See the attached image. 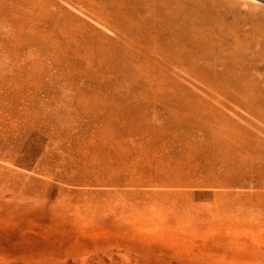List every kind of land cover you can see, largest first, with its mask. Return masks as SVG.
Listing matches in <instances>:
<instances>
[{"label": "rangeland", "instance_id": "rangeland-1", "mask_svg": "<svg viewBox=\"0 0 264 264\" xmlns=\"http://www.w3.org/2000/svg\"><path fill=\"white\" fill-rule=\"evenodd\" d=\"M0 264H264V0H0Z\"/></svg>", "mask_w": 264, "mask_h": 264}, {"label": "bare ground", "instance_id": "bare-ground-1", "mask_svg": "<svg viewBox=\"0 0 264 264\" xmlns=\"http://www.w3.org/2000/svg\"><path fill=\"white\" fill-rule=\"evenodd\" d=\"M219 95H220V97L222 96V97L227 98V99H229V100H231V101L233 100V98L228 97V96H226V95H223L222 93H219ZM238 105H239V104H238ZM249 109H250V112H252V111H251V107H249ZM249 109H248V110H249ZM261 121H262V120H261Z\"/></svg>", "mask_w": 264, "mask_h": 264}]
</instances>
